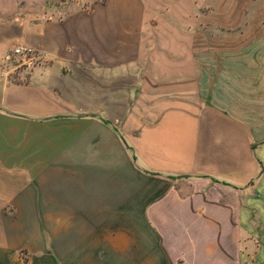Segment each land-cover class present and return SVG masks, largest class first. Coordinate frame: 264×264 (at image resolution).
Returning a JSON list of instances; mask_svg holds the SVG:
<instances>
[{"label":"crops","instance_id":"crops-1","mask_svg":"<svg viewBox=\"0 0 264 264\" xmlns=\"http://www.w3.org/2000/svg\"><path fill=\"white\" fill-rule=\"evenodd\" d=\"M262 24L264 0H0V264H260Z\"/></svg>","mask_w":264,"mask_h":264},{"label":"rangeland","instance_id":"rangeland-1","mask_svg":"<svg viewBox=\"0 0 264 264\" xmlns=\"http://www.w3.org/2000/svg\"><path fill=\"white\" fill-rule=\"evenodd\" d=\"M258 23H247L246 28L243 27L242 25H239L236 30H249V29H256L255 25H257ZM264 25L262 24V27ZM177 24H167L166 26V30L168 32H172L176 29ZM12 49V47H11ZM6 54V50L2 53V57H5ZM9 60L11 61L12 65H19L21 60L18 59L15 56H11L9 58ZM23 67H27L26 65H22ZM20 67V69H21ZM256 227V226H255ZM254 229V228H253ZM240 242H248V249L250 250V256H251V262L252 263H260V264H264V257L262 252V244H264V231H261L260 229H254V230H250V231H244L241 230L240 231ZM261 257V258H260ZM261 260V261H260Z\"/></svg>","mask_w":264,"mask_h":264},{"label":"built area","instance_id":"built-area-1","mask_svg":"<svg viewBox=\"0 0 264 264\" xmlns=\"http://www.w3.org/2000/svg\"><path fill=\"white\" fill-rule=\"evenodd\" d=\"M11 56H15L23 63H34L35 61L46 60L47 52H39L35 48L26 45H18L13 48ZM9 56L8 59L11 57Z\"/></svg>","mask_w":264,"mask_h":264}]
</instances>
